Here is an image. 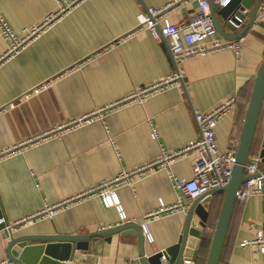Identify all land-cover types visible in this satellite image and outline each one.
<instances>
[{"label":"crops","instance_id":"obj_1","mask_svg":"<svg viewBox=\"0 0 264 264\" xmlns=\"http://www.w3.org/2000/svg\"><path fill=\"white\" fill-rule=\"evenodd\" d=\"M168 4L166 13L173 23L188 21L198 9L197 0H79L44 25L46 16L58 8L55 0H0V16L18 36L42 25L22 50L9 56L4 55L6 44L0 36V218L20 220L44 204L79 196L51 217L29 219L15 236L86 235L121 224L141 226L146 214L160 210V199L164 207L176 202L178 192L166 169L134 175L116 189L127 221L114 207L105 208L97 193L87 191L152 162L162 150H179L197 140L195 113L210 111L230 98H234L232 108L217 123L215 134L219 152L236 150L264 59V12L260 16L257 12L250 29L236 40L217 33L220 41H238L237 52L224 49L190 58L183 64L178 86L145 100L124 102L175 70L168 41L138 24V16L148 8ZM220 20L226 35L238 34L247 21L231 31ZM98 113L102 121L58 129ZM263 138L264 108L250 156L259 157ZM30 139L33 144L23 146V152L13 149ZM169 168L177 178L193 177L188 156L175 159ZM210 198L202 238L195 242L197 255L192 260L189 251L185 264L206 263L223 193ZM188 207L163 211L148 220L153 241L143 236L146 258L178 242ZM259 232H264V197L237 201L220 264H264V252L257 245H242ZM135 233L129 229L109 238L94 237L86 250L75 251L72 260H58L62 264H142ZM7 246L0 230V262L10 260ZM45 246L64 249L59 243Z\"/></svg>","mask_w":264,"mask_h":264},{"label":"built area","instance_id":"obj_2","mask_svg":"<svg viewBox=\"0 0 264 264\" xmlns=\"http://www.w3.org/2000/svg\"><path fill=\"white\" fill-rule=\"evenodd\" d=\"M58 4L56 12L46 16L44 25L52 22L56 18L62 16L69 11L72 6L79 0H55ZM174 2H185L187 0H173ZM219 8L227 6L231 0H211ZM198 9L189 18L188 21L181 23H173L170 21L166 11L170 4L163 8H148L146 12L138 16L139 27L147 30L155 38L163 37L168 41V48L173 59L175 70L163 80L151 84L147 87L140 88L137 92L127 97L126 101H141L148 96L166 90L173 86H178L183 78V64L186 60L204 56L211 52L234 49L238 51L240 45L238 41H220L216 38L217 30L213 25L210 4L208 0H197ZM264 12V0L260 1L258 13L259 16ZM257 13V14H258ZM42 25L33 27L27 31L24 36H18L4 18L0 16V36L6 44L4 55L9 56L22 50L32 35L39 31ZM122 102V101H121ZM234 98L222 103L216 108L207 112H196L195 120L200 130V137L197 140H192L179 150L167 152L162 150L159 156L152 162L130 172H121L112 179L104 180L94 188H91L87 193H97L105 208L114 207L120 219L127 221L123 206L119 202L116 189L122 186L128 178L136 175L142 176L147 172L154 171L159 168L167 170L169 177L173 182L174 188L178 192L176 202L168 207H164L163 201L159 200L160 210L150 212L145 215V222L141 225L143 236L146 241L152 242L153 236L148 227V220L156 218L160 213L166 211L173 213L183 209L186 204H189L203 195L208 194L214 189L224 187L228 184L232 175V170L235 164V149H230L227 152L221 153L218 150L216 142L215 127L217 123L228 113L232 108ZM103 116L89 115L81 117L69 125L58 126L59 130H72L80 126L91 124L93 122L102 121ZM156 136V133L153 134ZM34 140H25L17 145L15 150L23 152V146L33 144ZM13 152V150H12ZM11 154V153H10ZM188 156L191 159L193 177L190 179L177 178L170 171V164L179 157ZM1 157V156H0ZM245 176L247 179L240 187L237 193V201L246 202L252 196L264 197V170L261 169V159L258 156H249V160L245 165ZM79 197V196H78ZM74 197V198H78ZM70 198L58 204H44L37 212L25 216L20 220L8 221L5 218H0L1 232L5 239L10 242L14 232L25 224L29 219H40L53 216L62 206L66 205ZM255 244L261 251L264 252V232H259L258 235L251 241L245 240L242 245ZM0 264H15L11 260H2Z\"/></svg>","mask_w":264,"mask_h":264},{"label":"water","instance_id":"obj_3","mask_svg":"<svg viewBox=\"0 0 264 264\" xmlns=\"http://www.w3.org/2000/svg\"><path fill=\"white\" fill-rule=\"evenodd\" d=\"M208 1L212 22L217 33L227 39L236 40L244 36L254 23L261 0H231L227 6L221 8L211 0ZM249 9H251L250 12H248ZM220 19L225 22V26L231 31H235L236 26H239L241 21H247L241 32L235 35H226L223 32V24H221ZM263 108L264 59L254 79L241 137L236 148L235 164L230 180L226 186L214 189L208 194L196 198L189 204L184 226L176 244L146 258L143 250L144 238L141 226L121 224L108 230L86 235H13L7 246L9 259L15 264H62L58 260L61 259L60 257H63L62 259L65 260H72L75 251L86 250L88 241L94 237L109 238L113 233L133 229L136 232L135 236L138 241L142 264H163L164 260L168 264H185L188 258H184V255H189L187 254L189 251H192L190 259L192 257V260H194L197 255L198 245L195 242L201 240L209 214L205 205L210 202V197L213 193L222 192L223 200L205 263L220 264L230 219L237 203L239 187L249 179L248 176H245V165L249 160L254 135ZM259 157L261 159V165H264V138ZM45 243L63 244L65 250L59 248L57 250L51 249V246L46 247Z\"/></svg>","mask_w":264,"mask_h":264}]
</instances>
